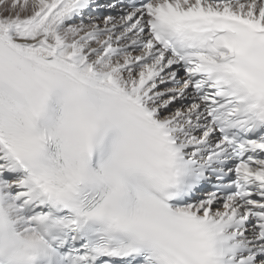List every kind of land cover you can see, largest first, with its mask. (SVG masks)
Here are the masks:
<instances>
[{"label":"snow or ice","instance_id":"snow-or-ice-1","mask_svg":"<svg viewBox=\"0 0 264 264\" xmlns=\"http://www.w3.org/2000/svg\"><path fill=\"white\" fill-rule=\"evenodd\" d=\"M0 264H264V0H0Z\"/></svg>","mask_w":264,"mask_h":264}]
</instances>
